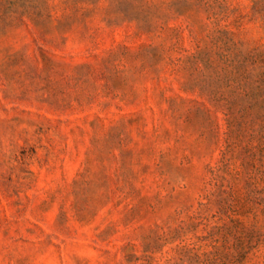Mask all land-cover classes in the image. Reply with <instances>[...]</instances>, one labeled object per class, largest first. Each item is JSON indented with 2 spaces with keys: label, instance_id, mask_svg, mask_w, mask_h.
I'll use <instances>...</instances> for the list:
<instances>
[{
  "label": "rangeland",
  "instance_id": "1",
  "mask_svg": "<svg viewBox=\"0 0 264 264\" xmlns=\"http://www.w3.org/2000/svg\"><path fill=\"white\" fill-rule=\"evenodd\" d=\"M0 264H264V0H0Z\"/></svg>",
  "mask_w": 264,
  "mask_h": 264
}]
</instances>
